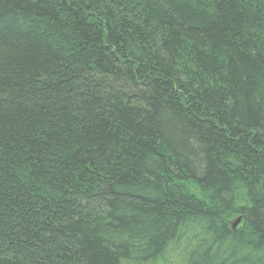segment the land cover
<instances>
[{
    "label": "trees",
    "instance_id": "trees-1",
    "mask_svg": "<svg viewBox=\"0 0 264 264\" xmlns=\"http://www.w3.org/2000/svg\"><path fill=\"white\" fill-rule=\"evenodd\" d=\"M0 264H264V0H0Z\"/></svg>",
    "mask_w": 264,
    "mask_h": 264
},
{
    "label": "water",
    "instance_id": "water-1",
    "mask_svg": "<svg viewBox=\"0 0 264 264\" xmlns=\"http://www.w3.org/2000/svg\"><path fill=\"white\" fill-rule=\"evenodd\" d=\"M241 217H239L237 220H235L233 223H232V226H233V228L235 229L237 226H238V224L241 222Z\"/></svg>",
    "mask_w": 264,
    "mask_h": 264
}]
</instances>
